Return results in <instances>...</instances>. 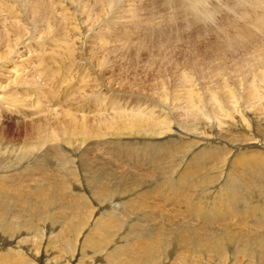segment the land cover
<instances>
[{
  "label": "bare ground",
  "instance_id": "bare-ground-1",
  "mask_svg": "<svg viewBox=\"0 0 264 264\" xmlns=\"http://www.w3.org/2000/svg\"><path fill=\"white\" fill-rule=\"evenodd\" d=\"M66 1L21 0L24 13L47 26L24 23L14 0L0 1V119L28 125L36 132L30 144L26 139L17 143L15 137L24 132L7 124L0 127V162L5 160L0 165V264H264V236L258 233L264 232V136L260 133L264 127L259 129L258 121L259 115L264 116V0H157L152 9L143 8L146 16L140 15L136 0H71L77 6L68 5L70 11ZM147 1L139 2L144 5ZM124 2L134 7L122 8ZM213 2L216 6L211 4L210 9ZM218 15L224 24L216 20ZM124 18L138 26L132 28L126 21L121 24ZM206 23L214 29H199ZM190 24L197 30L189 38L175 41L176 31L189 32ZM53 29L62 34L51 35ZM116 33L124 34L120 43L134 41L133 54L146 52L139 72L133 71L143 53L135 54L137 62L128 70L138 75L150 70L147 102L140 95L131 105L119 87L121 81L113 86L105 74L108 65L114 66L110 59L104 65L106 56L101 50L116 40ZM154 33L161 39V47L189 43L183 51L197 53L193 65L189 68L186 58L181 66L173 64V70H168L173 51L168 45L169 57L164 53L156 56ZM200 33H210L215 40L203 64L197 63L203 58V41L197 39ZM75 49L78 59H73ZM112 49L105 53L132 56ZM32 52L41 53L35 62L27 63ZM60 56L67 61L66 65L63 60V73L50 65ZM30 68L37 72H32L34 79ZM55 72L68 79L81 76L87 86L69 89V96L62 99L61 79L59 86L42 95L34 86L35 79L46 86L48 74ZM78 92L85 97H78ZM99 92L114 99L97 102L92 109L85 107ZM69 98H73L70 104ZM44 100L50 104L47 108ZM252 108L256 112L248 110ZM52 118L60 124L50 121ZM146 160L152 167H141ZM131 161L141 167V173L126 169ZM169 170L178 174L176 183L165 178L166 182H160L165 185L155 191L154 177L147 179ZM202 183L216 187L207 191L205 206L191 204L197 189L206 188ZM223 186L234 189L224 194ZM237 188L248 194V201L241 203L243 211L232 206L239 197ZM155 192L159 198L154 197ZM180 201L185 203L179 208L184 214L207 224L229 221L237 228L193 237L181 223L175 225L178 232L171 227L168 230L172 231L148 235L140 231L141 220H135L127 223L120 240L112 232L125 226L117 217L123 207L155 206L170 212L164 206ZM193 240V247H188ZM238 254L246 255L248 261Z\"/></svg>",
  "mask_w": 264,
  "mask_h": 264
},
{
  "label": "rangeland",
  "instance_id": "rangeland-1",
  "mask_svg": "<svg viewBox=\"0 0 264 264\" xmlns=\"http://www.w3.org/2000/svg\"><path fill=\"white\" fill-rule=\"evenodd\" d=\"M1 1V0H0ZM15 1V3H16V7L18 8V9H20L21 11H22V13H23V17H22V19L24 20V23H26V24H28V25H42V26H44L43 24H45L46 26H47V24L44 22V21H42L41 19H39V18H33V17H30L28 14H25L24 13V11H25V7H24V4L23 3H20L21 2V0H14ZM68 1V2H67ZM66 2H67V6L69 5V6H72L71 8H73V7H76L77 6V2L75 3H72L71 2V0H67ZM140 0H136V2H134L135 3V5L137 6V7H139L138 9H140V15L142 16V15H145L146 16V14H147V10H150V9H152L151 7H154V5H156V3H157V0H149V1H152V2H149V1H147V2H145V4L143 5V3L142 2H139ZM223 2H224V0H222ZM149 2V3H148ZM154 2H156V3H154ZM210 2H212V1H210ZM223 2H220V3H223ZM19 3V4H18ZM131 3H132V1H131ZM139 3V4H138ZM142 3V4H141ZM152 3H154V4H152ZM211 4H213V6H214V4H215V6H216V2H213V3H209V6H210V9H212L213 8V6L211 5ZM218 4V3H217ZM23 5V6H22ZM140 5V6H139ZM150 5V6H149ZM152 5V6H151ZM222 5H224V4H222ZM22 6V7H21ZM69 6H68V9L67 10H69L70 11V8H69ZM211 6H212V8H211ZM128 7H134L132 4H130V3H123V6H122V8H128ZM145 7V9H147V10H145V9H143ZM141 8L143 9V10H141ZM224 8H226V6L224 7ZM143 13H142V12ZM223 15V14H222ZM222 15H221V17H222ZM224 15H225V13H224ZM220 15H218V18H216V20L217 21H220L221 20V17H219ZM103 18H105L104 16H103ZM126 19V20H125ZM131 21V19L130 18H124V19H122V20H120L119 22L121 23V24H125V21H126V24L125 25H130L131 24V27L132 28H136V26H138V25H136V24H138L137 22H130ZM94 22H96V21H94ZM221 22V21H220ZM220 22H217V24L219 25V26H223V22H221V23H223L222 25H220L221 23ZM130 23V24H129ZM157 23H158V21H157ZM157 23H156V25H157ZM60 24L62 25V28H64V25H63V23H61L60 22ZM134 24V25H133ZM216 26V28L217 27H219V26ZM20 27V26H19ZM203 28H209L210 30L211 29H214V28H210L209 27V23H206L203 27H199V29H203ZM205 29L204 30H202V32H205ZM197 30V27L195 26V25H193V24H190V30H189V32H185V30L183 31V33L181 34L179 31H176V40L175 41H181V40H184V39H186V38H189L190 37V35L191 34H193L195 31ZM60 32V34H62L61 33V31L60 30H58V29H53V32L54 33H50L51 35L53 34H55V32ZM98 31V30H97ZM96 31V32H97ZM98 32H100V31H98ZM222 32V31H221ZM73 33L74 34H79V33H81V32H79V31H73ZM213 33V32H212ZM97 34V33H96ZM98 34H100V33H98ZM57 34H55L54 36H56ZM197 35V34H196ZM195 35V36H196ZM200 36H198L197 37V39H199V41L201 40V41H203V43L202 44H200V52L203 54V58H201V60H199L197 63L198 64H203V63H205V57H206V53L208 52V50L212 47V43L215 41L214 40V37L212 36V35H210V33H208V34H203V33H200L199 34ZM210 35V36H209ZM209 36V37H208ZM116 40H110L109 41V45H108V47H106V48H104L103 50H101V52L102 53H104V55L106 56V59H105V63H104V65H107L108 63H109V61L111 60V62H112V65L114 66V67H112L111 65H108L107 66V69H106V71H105V74H106V76L108 77V78H111L113 81V84L114 83H116V85H117V83H119L120 81H121V86H119L120 87V89L125 93V96L127 97V99H128V101L131 103V105L133 104V101L132 100H134V98H135V96H140V95H142V96H144V99H140L141 101H143V102H147V99L150 97V95H149V93H148V89L149 88H151V85H152V80L149 78V75H150V70H148V72L147 73H145V74H140L139 73V75L138 74H135V73H133V72H139V70H140V68L143 66V64L145 63V58H144V55L146 54V52H144V51H138V52H136L135 54H138L139 56L142 54V56H140V57H143V59H142V61L140 62V64H139V66H138V68L137 69H135L133 72H131L130 70H128V68L132 65V64H134V63H136L137 62V59H136V56L137 55H135V54H133L134 52H131V51H133V49L135 48V45H133L134 44V41L132 42L133 44H129V43H125V42H118V40H121V39H123L124 38V34H118V33H116ZM42 38V37H41ZM140 38H142L141 36H139L138 37V39H140ZM154 39H155V42L154 43H152V47L153 48H155V52H154V54L157 56L158 54H161V53H164V54H166V55H168V57L170 56V52L169 51H167V47H169L168 45H170L169 43H166V46L165 47H161L160 46V44H161V39L157 36V33L155 34L154 33ZM166 39H164L163 41H165ZM170 40L168 39V41L167 42H169ZM157 42H160V43H157ZM190 44L189 43H184V45L182 46V44H178V43H176L175 45H170L171 46V49H172V51H173V57H171V60L170 59H168L167 61V63H169V61H170V65L168 66V70H173L172 68V66H173V64H178V65H182L183 64V62H184V60L187 58V66L190 68L192 65H193V62H194V60H195V58L197 57V53H193V52H190V53H187L186 51H183L185 48H187L188 46H189ZM113 47H117L116 49H112ZM106 49H112V51H115V50H117L118 52H120V53H124V52H131V54H132V56H130V57H128V56H125V54H121V55H119L118 57H117V55L115 54V55H112V54H110V53H105V50ZM212 49H218L219 51L221 50V47H213ZM66 51H67V49H65ZM161 50V52H159ZM39 53H41V52H36V53H34V52H32V53H30L29 55H27V63L29 62H32V61H34L35 62V60L37 59V56H38V54ZM141 53V54H140ZM225 54H229V53H225ZM78 55H79V52H77L76 51V49H75V52L73 53V59H78ZM108 55V56H107ZM111 55V56H110ZM64 56V55H63ZM104 56V57H105ZM138 56V57H139ZM230 56V55H229ZM63 58V59H62ZM157 58H160V57H157ZM59 59V60H58ZM108 59H110V60H108ZM62 60V61H61ZM63 60H64V62H65V64L67 65V61H66V59H64V57H62V56H60V57H56L55 59H54V62L55 63H57V64H50L51 66H53V67H51L52 69H55V67L56 68H58V70L59 71H61V73H63V71H65L66 69H64L63 71H62V69L63 68H65L64 66L65 65H63ZM58 61H59V63H58ZM238 61V60H237ZM62 62V63H61ZM96 63L98 62H100L99 60H97V61H95ZM230 64H233L231 61H228ZM26 63V66L27 65H30V64H27ZM71 63V62H70ZM101 63V62H100ZM56 65V66H55ZM59 65H61V66H59ZM72 65V64H71ZM31 66H34V65H31ZM63 66V67H62ZM31 69V73H30V76H32V78L34 79V75H37L36 73H35V70H32V68H30ZM34 69V68H33ZM32 72H33V74L34 75H32ZM119 73H120V75H119ZM29 75V74H28ZM157 76H155L154 77V79L156 78ZM165 77H167V78H171V79H174L175 78V75H173V77H170L169 75H166ZM196 77H197V75H196ZM47 79H48V83L46 84V86H44V84L42 83V81L40 80V79H35V84H34V86L36 87H38V88H40V90H42L43 92H42V95H44V93L45 92H47V90L48 91H50V90H52V89H54L55 88V86H62L61 88H62V90H64L63 91V93L65 94H63L62 93V90H61V88H59L60 89V92L62 93V99H64L65 97H67V96H69V89H77L78 90V88H80L79 87V85H81L82 87H86L87 86V84H85V82H84V80H83V78L80 76V78L79 79H76V78H72V79H68V78H66L63 74H60V72L59 73H49L48 74V76H47ZM62 79V82L60 81ZM57 80V81H56ZM200 80V79H199ZM39 81V82H38ZM59 81V82H58ZM63 81H65L66 83L65 84H63L64 82ZM58 82V83H57ZM61 82V83H60ZM60 83V84H59ZM59 84V85H58ZM67 84V85H66ZM201 84H204L203 82H201ZM12 85V84H11ZM11 85H10V87H11ZM41 85V86H40ZM65 85V86H64ZM92 85H95V84H92ZM113 86H115V84L113 85ZM68 88V89H66V88ZM65 88V89H64ZM88 88H90V87H87L86 88V90L88 89ZM130 89V92L128 93V92H126V89ZM104 90H105V92L106 93H108L107 92V90L105 89V88H103ZM135 89H137L138 90V92H136L135 91ZM68 90V91H67ZM36 91V90H35ZM37 92H40V91H37ZM59 92V90H58V93H59V95H61V93ZM65 96V97H64ZM37 99H38V96H35ZM72 97V96H71ZM70 97V98H71ZM78 97H80V98H83V97H85V95H81V93H79L78 92ZM69 98V100H70V102L68 101V104H70L72 101V99H70ZM112 99H114V98H112V97H110V94H102L101 92H99L98 93V95L96 96V95H94V96H92L91 98H90V100L84 105L85 107H87V108H90V109H92L93 107H94V104L95 103H97V102H100V101H109V100H112ZM137 99H135L134 101H136ZM1 103V102H0ZM42 103L44 104L43 106L45 107V108H47L46 106L47 105H49L50 106V104L49 103H47L45 100L44 101H42ZM256 106V105H255ZM255 108H252V109H248V110H251L252 111V113H254V112H256L255 110H254ZM47 115H49V116H51L50 114H47ZM10 120V121H9ZM264 116H258V121H259V125H261V126H259V129L261 128V127H264ZM50 121H54L55 122V124H60V122H56L55 121V119H50ZM65 121H66V119H65ZM54 122H53V124H54ZM29 123V125H31L30 124V122H28ZM48 123H49V125H53L52 124V122L50 123L49 121H48ZM48 123L46 122V125H48ZM215 124H217V122L215 121L214 122ZM6 125L7 124V126L6 127H8V128H14V129H16V130H18V131H20V132H24V134H21L20 136H16L15 137V141H17V143H19V142H21V141H23V140H25L26 139V141H27V143L28 144H30L31 142H33L34 141V139L36 138L35 137V135H36V132H34L33 131V129H32V127H30L31 128V130L29 129V127H28V125L27 126H25V124H21V125H17L16 123H14L13 122V120H11V119H0V127H2V125ZM15 124V125H14ZM45 124V122H43V124L42 123H40V125H44ZM16 126V127H15ZM17 126H20L19 128H17ZM234 128H238V126H236V125H234ZM262 129V130H261ZM260 129V133H261V135L262 136H264V128H261ZM15 130V133L17 132ZM47 130V129H46ZM230 130V129H229ZM237 130V129H236ZM217 131H219V130H217ZM226 131V130H225ZM38 132H40L39 130H37V133ZM226 132H228V131H226ZM233 134H235V131L233 132ZM25 135H27V137H24ZM220 135L221 136H224V132L223 133H221L220 132ZM225 136H226V134H225ZM19 137H21V138H19ZM19 138V139H18ZM21 140V141H20ZM251 145H254V142H249ZM166 151H164V153H165ZM163 153V152H162ZM193 156V154H191L189 157H190V159H189V161H191V157ZM1 161L2 162H0V165H2L1 163H4L5 162V160H3V159H1ZM23 161V160H22ZM21 162V161H20ZM145 162V163H144ZM19 163V162H18ZM25 163H27L26 161H25ZM131 163V165H129L128 163H126V169H128V171H131V172H135V173H141V171H142V169H141V167L142 168H147V167H152V163L148 160H146V161H143V162H141V167H139V166H134L133 165V161H131L130 162ZM143 164H144V166H143ZM145 164H146V166H145ZM148 164V165H147ZM150 164V165H149ZM165 165V164H164ZM138 167V168H137ZM30 168H33V165H31L30 164ZM131 168V169H130ZM140 168V169H139ZM63 168H60V170L62 171V172H66V169H63ZM108 169H111V168H108ZM135 169V170H134ZM149 169H151V168H149ZM10 170V169H9ZM166 172V173H165ZM168 172V173H167ZM175 171L174 170H172V171H164V172H155L154 173V175H152V177L151 178H145V180L147 179V180H151V179H153V177H154V181L152 182V183H154L155 184V186H154V188L153 189H155V191L160 187V186H162V185H165V184H160V182L161 183H164V182H166L165 181V178H166V180H167V182H175L176 183V179L178 178V174L177 173H174ZM36 173V171H35V169L32 171V174H35ZM165 173V174H164ZM214 176H216V175H218L217 173H215L214 172V174H213ZM160 177V178H159ZM168 177H170L169 179H167ZM177 177V178H176ZM134 179H135V177H133ZM156 178V179H155ZM144 178H136V180H138V181H141V180H143ZM162 179V180H161ZM145 180H143V181H145ZM159 180V181H158ZM161 180V181H160ZM169 180V181H168ZM164 181V182H163ZM142 182V181H141ZM157 182V183H156ZM159 182V183H158ZM225 182V181H224ZM157 184V185H156ZM160 184V185H159ZM203 184L204 185H207L208 186V183H202L201 185L203 186ZM227 184V183H226ZM228 185V184H227ZM206 186V188H203V187H199L198 189H197V191L195 192V196L193 197V199H192V203L191 204H194V203H202L204 206H205V200H207V198H206V196H207V193L208 192H211V188H214V187H216V185L215 186H208L207 187ZM225 187V188H224ZM164 188H166V186H164ZM204 190H203V189ZM233 187H229V186H223L222 187V191H225V193L224 194H226L227 193V191L229 192L230 191V189H232ZM234 189V188H233ZM189 188H186V189H184V191H185V193H187L189 196H190V194H189ZM206 190V191H205ZM239 190V191H238ZM208 191V192H207ZM237 191L239 192V197L238 198H236L234 201H233V203H232V206L236 209L237 208V210H239V211H243V209H244V207L242 206V204L241 203H243V201L244 202H247L248 201V194H247V192L246 191H243L242 190V188H237ZM257 195L259 194L257 191H255V190H253ZM198 192V193H197ZM156 193V192H155ZM205 193V194H204ZM246 195V196H245ZM159 194L158 193H156V196H154L155 198H159ZM225 196V195H224ZM223 196V197H224ZM243 196V197H242ZM201 198V199H200ZM241 198H242V201H241ZM246 198H247V200H246ZM258 198H259V195H258ZM17 199H19V197H17ZM205 199V200H204ZM198 200V201H197ZM237 200V201H236ZM239 200V201H238ZM253 200H255V197H254V199ZM240 203V204H239ZM160 204H162V203H160ZM178 204V205H177ZM180 204V205H179ZM168 205V206H167ZM135 206H137V205H130V206H128V208H127V206L126 207H123V208H121V210H119L118 212H117V217L120 219V221H122L124 224H125V226L124 227H122V228H119V229H115V231L114 230H112V232H114V233H116V235L119 237H121L122 235L123 236H125V234H126V231H127V229H128V224H130L131 223V221H135V220H141V222H142V224H141V226L142 227H140L141 229H140V231L141 232H143L144 234H148V235H156V234H163V233H166V231H172V230H168V229H170L171 227H172V229L174 230V231H176V232H178V226H175V225H178V224H184V225H186V226H188L189 227V229H190V231L193 233V237H194V234L195 235H198V236H200V235H211L212 233H214V231L215 230H219V231H221V232H223V230H225V228L226 227H231L232 226V224H231V222H229V221H227V222H224V221H221V220H217L220 224H215V222H212V223H203L202 222V220H200L198 217H196V216H194V215H192V214H184L182 211H180V209H181V206H185V203H184V201H182V203H181V201L180 202H178V203H176L174 206H172V205H169V204H166L165 206H164V208H166V209H168V208H171L170 210H172V211H170V212H165V211H162V210H160L158 207H152L151 209L150 208H145V207H135ZM242 206V207H241ZM176 207V208H175ZM241 207V208H240ZM133 208V209H132ZM142 208H144V209H142ZM180 208V209H179ZM125 209V210H124ZM138 210V211H137ZM144 210V211H143ZM157 210V211H156ZM245 210V209H244ZM162 211V212H161ZM174 211V212H173ZM122 212V213H121ZM124 212V213H123ZM126 212V213H125ZM129 212V213H128ZM159 213V215H158V213ZM179 212V213H178ZM128 213V214H127ZM161 213V214H160ZM234 213H236V210H235V212ZM125 214H126V216H125ZM148 216H147V215ZM152 214V215H151ZM166 214V215H165ZM175 214H177L178 216H176ZM180 214H182L183 216H180ZM241 214H242V212H241ZM131 217H130V216ZM163 215V216H162ZM185 215V216H184ZM136 216V217H135ZM170 216V217H169ZM125 217V218H124ZM134 217V218H133ZM140 217V218H139ZM149 217H151V218H148ZM161 217V218H160ZM165 217V218H164ZM248 217V216H247ZM147 220H146V219ZM159 218V219H158ZM178 218V219H177ZM123 219H125V220H123ZM134 219V220H133ZM184 219V220H183ZM195 219H197V220H195ZM126 220H127V222H126ZM145 221V222H143V221ZM160 221V222H159ZM163 221V222H162ZM152 224H151V223ZM128 223V224H127ZM147 223H148V225L149 226H147ZM162 223V224H161ZM166 223V224H165ZM188 223V224H187ZM224 223V224H223ZM230 223V224H229ZM146 225V226H145ZM153 225V226H152ZM200 225V226H199ZM224 225V226H223ZM227 225V226H226ZM161 226V227H160ZM204 226V227H203ZM235 225H233L232 226V228H234V229H236L237 227H234ZM168 227V228H167ZM223 227V228H222ZM151 228V229H150ZM159 228V229H158ZM199 228V229H198ZM202 228V229H201ZM154 231H153V230ZM162 231H161V230ZM176 229V230H175ZM242 229H244V230H247V228L246 227H244V228H242ZM125 230V231H124ZM149 230V231H148ZM152 230V231H151ZM156 230V231H155ZM198 230V231H197ZM147 233H146V232ZM165 231V232H164ZM202 231V232H201ZM259 231H262V230H259ZM153 234H152V233ZM197 232V233H196ZM206 232V233H205ZM209 232V233H208ZM118 233V234H117ZM211 233V234H210ZM259 233V236H264L263 234H264V232L262 233V232H258ZM120 234V235H119ZM215 234V233H214ZM262 234V235H261ZM167 235H170V234H167ZM120 237L118 238L119 240H120ZM249 238V237H248ZM192 242H194V240L193 241H191V245L189 244V246L188 247H193V245L194 244H192ZM117 245H119V243H117L116 245H114V246H117ZM113 246V247H114ZM191 247V248H192ZM230 248H232V247H230ZM238 257H240V258H243L245 261H248V257L246 256V255H240V254H238ZM245 258H247V259H245ZM253 259V261H251V263L252 262H254L255 263V258H252ZM251 259V260H252ZM241 261H243V260H241ZM157 264H162V262H159V263H157Z\"/></svg>",
  "mask_w": 264,
  "mask_h": 264
}]
</instances>
